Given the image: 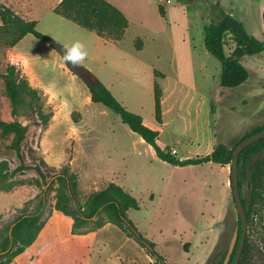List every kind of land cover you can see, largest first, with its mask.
I'll return each mask as SVG.
<instances>
[{"label":"rangeland","instance_id":"rangeland-1","mask_svg":"<svg viewBox=\"0 0 264 264\" xmlns=\"http://www.w3.org/2000/svg\"><path fill=\"white\" fill-rule=\"evenodd\" d=\"M60 1L0 0V10L8 8L25 20H35L39 32L61 45L82 41L89 52L85 64L129 111L159 132V147L177 150L176 158L207 156L218 143L235 145L237 139L264 125V52L244 57L249 80L227 89L220 85L221 63L204 43L205 27L221 11L264 41V0H115L129 16L123 37L109 30L98 37L95 31L63 18L55 13ZM12 37L0 32V119L18 120L28 127L27 163L35 157L58 170L69 166L78 175L82 203L111 182L122 186L140 203L139 210L128 211V219L168 264H218L240 226L232 166L181 167L162 161L118 114L91 101L86 85L48 43L27 35L10 48ZM111 37L122 40L115 43ZM143 44V50L138 49ZM234 49L230 37L227 54ZM9 64L37 88L50 118L47 124L29 107L13 116L2 78ZM156 84L163 91L161 124L156 120ZM10 144L11 138L0 133V161L7 160L13 169L20 161ZM37 179L36 171L27 170L15 177L14 190L0 191L2 226L23 208L36 207L42 192ZM252 180L250 170L245 180L251 213L245 264H264V179L254 188ZM54 198L55 192L39 239L12 264H157L149 246L115 225L73 235V220L55 210Z\"/></svg>","mask_w":264,"mask_h":264},{"label":"trees","instance_id":"trees-1","mask_svg":"<svg viewBox=\"0 0 264 264\" xmlns=\"http://www.w3.org/2000/svg\"><path fill=\"white\" fill-rule=\"evenodd\" d=\"M159 11L165 17L163 7L160 6ZM55 12L88 29H96L99 32L113 28L122 33L128 26L124 15L105 0H63ZM0 17L2 20L0 32L3 35L13 36L8 42V47H15L27 35H33L48 43L62 58L63 45L39 32L35 20H25L8 8L0 10ZM204 34L206 50L221 63L220 85L227 89H235L244 85L250 78V72L242 63V59L246 56L263 53L264 41L251 36L240 20L225 11H221L220 15L205 27ZM230 37L235 44V49L229 55L226 52V43ZM138 49H142V46L140 45ZM66 66L86 85L93 103L102 104L118 114L123 123L156 150L159 159L174 166L185 167L203 163L232 166L237 146L251 136L264 131V125H262L253 129L249 135H245L235 145L218 143L213 152L207 156L181 160L171 155L170 149L164 150L159 147L157 144L159 132L148 127L141 115L129 111L88 67L70 64H66ZM156 75L162 74L156 72ZM2 78L7 97L13 106V116L17 118L21 108L29 107L36 112L42 124H47L50 118L44 113L38 91L30 85L18 67L9 64ZM154 99L156 120L161 124L163 122V91L158 84L155 85ZM0 133L11 138L10 148L16 152L20 161V164L13 169L7 160L0 161V191L11 192L14 190L17 186L15 177L27 170L37 172L39 179L36 183L42 188L41 194L36 197L38 204L34 209L23 208L20 214L6 226H2V216L0 215V264H12L17 257L35 244L47 224L49 198L53 192H55V210L73 220L71 230L73 235H87L102 229L107 224H112L142 246H149L158 259L157 264H168L158 252H155L156 245L140 234L128 219V211L139 210L140 203L122 186L111 182L104 189L92 193L82 203L79 201L78 175L72 172L69 166L58 170L50 167L44 159L35 157L32 158L31 164L27 163L24 151L28 136L26 125L18 120L8 122L0 119ZM261 157H264V138L251 144L240 153L241 188L250 170L253 178L252 188L257 187L264 179V160ZM254 158L257 159L253 167L251 162ZM243 204L246 208L248 222H250L251 213L248 210L247 201L244 199ZM239 225V240L229 264L234 263L241 240L243 230L241 221H239ZM248 241L247 237L239 264H245V257L250 249ZM226 256L227 252H224L218 264H223Z\"/></svg>","mask_w":264,"mask_h":264},{"label":"water","instance_id":"water-1","mask_svg":"<svg viewBox=\"0 0 264 264\" xmlns=\"http://www.w3.org/2000/svg\"><path fill=\"white\" fill-rule=\"evenodd\" d=\"M263 138H264V131H262L258 134H255V135L251 136L250 138H248L247 140L243 141L242 143H240L237 146V148L234 151V161L232 164V172H231V187L233 190L234 200H235L236 207H237V210H238V213L240 216V220L242 223L243 230H242L241 240H240L239 246H238L237 255H236V258H235V261L233 264H239V261L241 259L242 254H243V251H244L247 232H248V216H247L246 208L243 204V199L245 198L246 191L244 190V188H241V186H240L239 155L245 148H247L251 144H253V143H255V142H257ZM238 142H239V140L237 139L236 143H238ZM238 240H239V231L237 229L232 240H231L229 251L227 253V256H226L223 264H229L230 259H231V255L233 254V252L237 246Z\"/></svg>","mask_w":264,"mask_h":264},{"label":"clouds","instance_id":"clouds-1","mask_svg":"<svg viewBox=\"0 0 264 264\" xmlns=\"http://www.w3.org/2000/svg\"><path fill=\"white\" fill-rule=\"evenodd\" d=\"M64 54L62 60L65 64L72 66H84L89 52L86 45L79 40L63 45Z\"/></svg>","mask_w":264,"mask_h":264},{"label":"crops","instance_id":"crops-1","mask_svg":"<svg viewBox=\"0 0 264 264\" xmlns=\"http://www.w3.org/2000/svg\"><path fill=\"white\" fill-rule=\"evenodd\" d=\"M63 0H61L60 1V3L62 2ZM105 1H107L108 3H110L112 6H114L115 8H117L123 15H124V17L127 19V21H128V26H127V28L122 32V37L124 36V34H125V32H126V30L128 29V27H129V20H128V15H127V12H126V9L123 7V6H121L119 3H117L115 0H105ZM60 3L58 4V6L60 5ZM56 13V12H55ZM59 15V14H58ZM60 16H62V15H60ZM63 17V16H62ZM63 18H65V17H63ZM65 19H67V18H65ZM67 20H70V19H67ZM72 21V20H71ZM74 22V21H73ZM76 23V22H75ZM78 24V23H77ZM80 25V24H79ZM82 26V25H81ZM82 27H84V26H82ZM84 28H86V27H84ZM86 29H88V28H86ZM88 30H90V31H95L97 34V36L98 37H101L100 36V33H99V31L98 30H96V29H88ZM113 31V32H116L117 30L116 29H113V28H107L105 31H102V32H104V33H106L107 31ZM94 32V33H95ZM122 37L120 38V39H118V38H110V40H112L113 42H115V43H117V42H119V41H121L122 40ZM138 39H141V38H138ZM143 48H144V44L142 45V49L141 50H143ZM85 66L86 67H88L86 64H85ZM89 68V67H88ZM90 69V68H89ZM91 70V69H90ZM93 70V69H92ZM91 70V71H92ZM93 72V71H92ZM94 73V72H93ZM95 74V73H94ZM160 74H162V73H160ZM96 75V74H95ZM163 75V74H162ZM101 80V79H100ZM105 84V83H104ZM106 85V84H105ZM107 86V85H106ZM108 87V86H107ZM109 89H110V87H108ZM35 89H37L36 87H35ZM111 90V89H110ZM91 97V96H90ZM212 153V152H211ZM210 153V154H211ZM181 160H183V159H187V158H185V157H181L180 158ZM41 235V234H40ZM40 237V236H39ZM39 239V238H38ZM37 242V241H36Z\"/></svg>","mask_w":264,"mask_h":264},{"label":"built area","instance_id":"built-area-1","mask_svg":"<svg viewBox=\"0 0 264 264\" xmlns=\"http://www.w3.org/2000/svg\"><path fill=\"white\" fill-rule=\"evenodd\" d=\"M170 1H168V3H169ZM169 153L171 154V155H173V156H176L177 155V150L176 149H170L169 150Z\"/></svg>","mask_w":264,"mask_h":264},{"label":"flooded vegetation","instance_id":"flooded-vegetation-1","mask_svg":"<svg viewBox=\"0 0 264 264\" xmlns=\"http://www.w3.org/2000/svg\"><path fill=\"white\" fill-rule=\"evenodd\" d=\"M242 188H244V190L246 191V194H247L248 187H247V185L245 184V182H244V184H243ZM244 200L246 201V195H245V198H244ZM239 217H240V216H239ZM239 221H241V220H239Z\"/></svg>","mask_w":264,"mask_h":264}]
</instances>
